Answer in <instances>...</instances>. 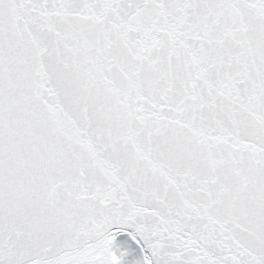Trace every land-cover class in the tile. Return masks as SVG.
<instances>
[{
  "label": "snow or ice",
  "instance_id": "snow-or-ice-1",
  "mask_svg": "<svg viewBox=\"0 0 264 264\" xmlns=\"http://www.w3.org/2000/svg\"><path fill=\"white\" fill-rule=\"evenodd\" d=\"M0 264H264V0H0Z\"/></svg>",
  "mask_w": 264,
  "mask_h": 264
}]
</instances>
